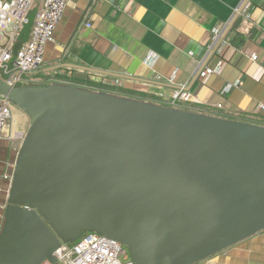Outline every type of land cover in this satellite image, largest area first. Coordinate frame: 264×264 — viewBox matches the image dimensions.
<instances>
[{
	"label": "water",
	"instance_id": "1",
	"mask_svg": "<svg viewBox=\"0 0 264 264\" xmlns=\"http://www.w3.org/2000/svg\"><path fill=\"white\" fill-rule=\"evenodd\" d=\"M0 94L30 120L0 264L55 263L87 231L135 264H196L264 229L263 125L73 83L0 76Z\"/></svg>",
	"mask_w": 264,
	"mask_h": 264
},
{
	"label": "crops",
	"instance_id": "2",
	"mask_svg": "<svg viewBox=\"0 0 264 264\" xmlns=\"http://www.w3.org/2000/svg\"><path fill=\"white\" fill-rule=\"evenodd\" d=\"M240 1L69 0L46 46L41 80L57 76L94 89L118 78L119 95L158 104L160 95L184 88L192 97L179 108L257 123L264 115V0H253L251 20H236L227 36L232 46L203 63L213 29L230 20ZM205 63L219 70L200 77ZM196 264H264V229Z\"/></svg>",
	"mask_w": 264,
	"mask_h": 264
},
{
	"label": "built area",
	"instance_id": "3",
	"mask_svg": "<svg viewBox=\"0 0 264 264\" xmlns=\"http://www.w3.org/2000/svg\"><path fill=\"white\" fill-rule=\"evenodd\" d=\"M36 2L37 0H0V76L14 86L42 82L40 79H36L34 74L43 69L46 46L55 41L56 29L62 20L69 0H43L40 8L36 11L29 40L16 50L17 40L23 29L30 23V14L35 8ZM253 6V0H241L234 8L230 20L213 29L212 41L206 48L203 63L215 53L232 46V43L227 39L228 33L236 20L241 18L251 20ZM190 54L193 53L190 52ZM252 59L257 60L258 56L254 55ZM218 70L205 63L199 76L205 77ZM53 82L67 83L57 76L49 79V83ZM121 84L120 79L116 78L112 81L107 80L105 86L93 90L115 94L116 91L113 88H117ZM238 85L239 82L227 84L223 92H230ZM191 97L190 92L180 88L175 90L170 97L160 95L158 101L162 105L179 108L189 102ZM216 106L222 108L223 104L218 103ZM260 108L264 112V105H260ZM183 109L186 108L183 107ZM11 119V102L6 96L0 94V141L12 136L9 122ZM260 124L264 126V115L261 116ZM54 256L56 257L55 263L45 260L41 264H135L127 247L122 243L98 232L90 231L84 232L75 242H62Z\"/></svg>",
	"mask_w": 264,
	"mask_h": 264
},
{
	"label": "flooded vegetation",
	"instance_id": "4",
	"mask_svg": "<svg viewBox=\"0 0 264 264\" xmlns=\"http://www.w3.org/2000/svg\"><path fill=\"white\" fill-rule=\"evenodd\" d=\"M18 139H22L21 135H12L0 141V211L4 215L7 205V191L11 183L17 152L20 143ZM1 218V217H0Z\"/></svg>",
	"mask_w": 264,
	"mask_h": 264
},
{
	"label": "rangeland",
	"instance_id": "5",
	"mask_svg": "<svg viewBox=\"0 0 264 264\" xmlns=\"http://www.w3.org/2000/svg\"><path fill=\"white\" fill-rule=\"evenodd\" d=\"M46 73H48V72L43 71L42 75H44ZM11 113H12V119L9 122H10V127L12 128V135L13 136L16 134L21 135L23 132H26L28 129L29 123H30L29 117L25 114V112L20 110L18 107H16L12 103H11ZM210 113H211V115H215V116L221 115L219 112H216V111H212ZM2 140H1V142H2ZM21 142H22V140H20V139L17 140L18 144L19 143L21 144ZM0 217H1L0 218V231H1V227H2L3 221H4V215L1 214V211H0Z\"/></svg>",
	"mask_w": 264,
	"mask_h": 264
},
{
	"label": "trees",
	"instance_id": "6",
	"mask_svg": "<svg viewBox=\"0 0 264 264\" xmlns=\"http://www.w3.org/2000/svg\"><path fill=\"white\" fill-rule=\"evenodd\" d=\"M35 14H36V12H34V10L31 12V14H30V23L23 29V31L21 32V35H20V37H19V39L17 40V43H16V50H18L22 45H23V43L24 42H26V41H28L29 40V38H30V33H31V29H32V25H33V21H34V17H35ZM238 38V36H236L234 39H233V43H236V39ZM244 42V39H241L240 40V43L239 42H237L239 45L240 44H242ZM43 71L42 70H40L39 72H37V73H35L34 74V77L36 78V79H42V77H43ZM42 81V80H41ZM37 84H48L47 82H41V83H37ZM115 94H117V95H119L118 93H115ZM120 96H123V95H120ZM185 110H190V109H185ZM261 119V118H260ZM258 122L257 123H255V124H260V120H257ZM261 125V124H260Z\"/></svg>",
	"mask_w": 264,
	"mask_h": 264
}]
</instances>
